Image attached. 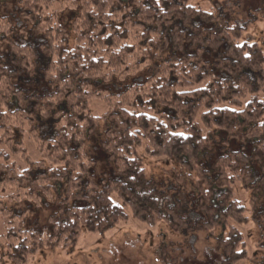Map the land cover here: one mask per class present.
Here are the masks:
<instances>
[{
    "label": "trees",
    "instance_id": "16d2710c",
    "mask_svg": "<svg viewBox=\"0 0 264 264\" xmlns=\"http://www.w3.org/2000/svg\"><path fill=\"white\" fill-rule=\"evenodd\" d=\"M8 1L32 31L2 15ZM247 28L192 0H0V47L9 46L0 56V205L31 208H0V264L73 249L83 231L127 222L126 206L140 222L187 230L180 201L160 199L148 180L146 159L185 172L204 230H221L222 264L246 262L241 229L264 199V50ZM142 75L118 94L95 89ZM91 100L106 112L94 115ZM102 124L112 171L96 180L88 144ZM44 202L56 213L28 226Z\"/></svg>",
    "mask_w": 264,
    "mask_h": 264
},
{
    "label": "rangeland",
    "instance_id": "374dc122",
    "mask_svg": "<svg viewBox=\"0 0 264 264\" xmlns=\"http://www.w3.org/2000/svg\"><path fill=\"white\" fill-rule=\"evenodd\" d=\"M192 4L207 10L216 8L228 25L238 23L248 27V33L254 35L256 42L264 50V0H192ZM1 13L12 19L16 27L25 26L27 32L32 31L33 27L29 23L20 20L14 1L6 2L2 6ZM64 19L65 24L71 26L70 15H65ZM27 41L28 39L19 35L13 39V42L19 44H25ZM8 50V45L0 47V56L6 55ZM146 77L147 75H142L137 80L130 78L125 81L116 79L110 83L97 85L95 89L106 94H118L132 84L140 83ZM90 107L96 116H101L107 109L98 100H91ZM104 132L105 127L102 124L88 144V151L95 161L93 173L96 180L106 178L103 176L104 173L112 171V166L106 162L101 149ZM32 154L36 157L34 152ZM215 154L216 151L210 153V161L215 160ZM145 167L148 180L160 199L180 201L184 215L188 218L187 230L175 233L166 223L150 225L140 222L126 206L129 220L121 223L117 228L98 234L83 231L77 247L69 250L60 248L41 250L28 264H222L223 252L218 244L221 230L217 229L215 233L204 230L208 216L199 206L193 185L190 183L183 185L179 180L185 172L168 160L146 159ZM13 190L6 188V193L2 195L12 193ZM240 198L249 210V196L243 190L240 192ZM113 199L117 204L122 205V201L117 196H113ZM1 203L0 208L5 207L16 212L31 209L25 202L19 204L3 200ZM54 205L44 202L38 217L29 215L28 226L39 228L47 226L49 216L56 213ZM258 207L259 212L255 220L251 217L252 221L241 229L249 252V259L241 264H264V199L259 200ZM3 233L0 220V234Z\"/></svg>",
    "mask_w": 264,
    "mask_h": 264
}]
</instances>
